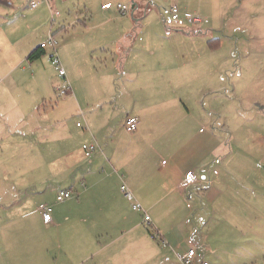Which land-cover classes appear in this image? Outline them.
<instances>
[{"label": "crops", "instance_id": "0c3cea01", "mask_svg": "<svg viewBox=\"0 0 264 264\" xmlns=\"http://www.w3.org/2000/svg\"><path fill=\"white\" fill-rule=\"evenodd\" d=\"M126 1L118 2L128 6ZM134 1L135 12L149 3ZM202 1L205 6L209 3L208 9L212 7L210 0L174 2L186 6ZM113 2L100 0L98 14L85 10L90 21L95 14L93 22L86 26L91 24L89 32L99 34L108 27L113 38L109 32L105 37L108 40H63L58 44L59 56L69 54V60L83 61L96 74L94 100L80 110L85 119V128H81L87 133L84 145L96 144L97 150L89 161L85 160L84 167L79 166L84 168L80 191L62 204L67 219L62 220L56 208L52 222L45 224L41 218V224L48 230L63 228L64 243H74L64 257L75 260L67 264H181L179 256L193 249L190 240L194 238L195 221L189 219L195 217L203 223L217 220L227 227L219 236L225 241L230 238L235 245L233 258L242 256L244 264L260 262L251 249H264V149L241 137L234 144L233 135H217L212 128L214 124L218 126L217 101L213 99L208 107L205 105L207 95L225 87L221 72L225 61L217 54L225 42L206 40L207 51L200 52L202 40H122L126 35L120 36L113 29L128 20L121 18ZM150 2L159 8L162 4L161 0ZM106 4L112 7L106 9ZM149 9L148 4L146 11ZM98 15L102 19L96 24ZM197 31L202 34L201 29ZM30 46L26 60L41 47L38 40ZM48 51L51 58L54 51ZM45 57L32 64V68L36 65L35 77L40 76L44 83L48 78L45 65H50L45 63ZM63 63L71 86L67 94L70 97L75 92L71 78L74 68L64 60ZM22 65L13 62L6 69L0 65V190H6L9 182L16 185L18 179L6 174L22 167L23 138L39 130L35 120L41 105L33 103L31 92L43 89H21L18 72L27 70ZM130 116L139 119L135 133L125 129ZM218 118L223 119V115ZM9 134L19 136V140L11 141L14 144L3 157L13 137ZM189 171L194 172L197 183L183 188ZM123 186L134 194L143 211L134 210ZM190 203L195 205V211ZM77 209L79 215L75 216ZM144 212L150 224L144 222ZM207 239L205 243L213 250L209 254L217 258L219 246H212ZM197 248L200 253L204 250L199 259L202 261L208 250L201 245ZM242 248L249 250H245V256L238 255Z\"/></svg>", "mask_w": 264, "mask_h": 264}, {"label": "rangeland", "instance_id": "374dc122", "mask_svg": "<svg viewBox=\"0 0 264 264\" xmlns=\"http://www.w3.org/2000/svg\"><path fill=\"white\" fill-rule=\"evenodd\" d=\"M47 1L48 3L46 0H12V6L0 5L1 68L6 69L13 62L16 65L23 64L22 67L27 70L18 72L21 76V89L26 92L37 86L43 89L39 93L31 92L33 103L41 105L40 116L35 120L39 130L23 138L22 167L6 174V177L13 174L18 181L16 185L9 182L6 190H0V264H55L57 261L67 264L75 260L64 257L65 254L69 255L74 243H64L63 228L48 230L41 224L39 206L48 204L53 212L58 208L62 213V220H66L62 204L68 200L57 202V194L59 190H72L74 193L80 191L84 168L79 169V166L84 167L85 160L89 161L83 150V137L87 133H84L85 119L80 109L81 106L86 109L94 100L92 88L95 86L96 74L86 68L83 61L69 60V54L64 56L62 53V57L58 55L63 67V60L65 64L73 66L71 78L75 85L74 95L60 97L57 89L63 86L64 80L49 61L50 48H47L45 57V63L50 64L45 65L48 75L46 83L40 76L35 77L36 65L32 68V64L26 60L27 56H24L29 47H32V42L38 40L40 46L51 33L58 44L63 40H71L73 43L76 42L74 40H108L106 35L111 32L110 36L113 38V34L112 30L106 29L108 27L99 34L89 32L91 24L86 27L93 22L95 14L90 21V15L85 10L98 14L100 0ZM110 1H114L116 9L119 0ZM147 1L149 3L146 6L135 12V1L127 0L128 21L119 28L114 25V33L116 31L120 36L126 35L122 40H202L200 52L207 51L206 40L225 42L222 50L217 52L218 55L221 54L222 61H225L221 69L225 87L215 94L207 95L205 101L206 107L211 100L217 101L215 122L218 126L214 124L212 128L216 129L215 133L220 137L223 134L228 137L233 135L234 144H238V137H241L246 143L264 149V0H210V9L209 3L205 6L203 1L185 6L174 2L176 0H161L160 8L150 0ZM32 2L39 3V7L32 10ZM148 4L150 9L147 12ZM174 5L207 23L190 25L182 12L179 22H165L169 20L170 10ZM121 18L125 17L121 15ZM97 19L96 24L102 16L98 15ZM136 19L140 21L136 22ZM197 29H201L202 34ZM219 115H223V119H219ZM9 137L12 139L3 150V157L14 144L11 141L19 140V136L16 137L15 134H9ZM262 160L264 161V157ZM190 204L195 211V205ZM74 214L79 215L78 209ZM189 220L195 221L194 238L190 240L192 247L196 249L197 245H201L208 250L206 257L202 261L196 259L195 264H244L242 256L233 258L235 245L230 243V238L226 241L224 238L220 239L219 234L223 233L226 226H221L217 220H206L205 223L199 222L200 218L196 217ZM176 223L178 221L172 222ZM206 239L209 244L212 242V246H219L217 258L209 254L213 250L205 243ZM61 246L62 251L59 250ZM245 250L249 251L242 248L238 255L245 256ZM251 251L261 259L255 264H264V249L254 247Z\"/></svg>", "mask_w": 264, "mask_h": 264}, {"label": "built area", "instance_id": "2783aa9c", "mask_svg": "<svg viewBox=\"0 0 264 264\" xmlns=\"http://www.w3.org/2000/svg\"><path fill=\"white\" fill-rule=\"evenodd\" d=\"M38 6H39V3L32 2L31 9H36L38 8ZM111 7H112L111 4H106L104 6V8L106 9H110ZM117 9L120 11L122 17H126L128 15V12H129L128 6L119 4L117 6ZM184 19L190 25H201V24L207 23L202 18L193 16L192 14H189V13H184ZM180 20H181V12L177 6H173L172 9L170 10L169 21L179 22ZM48 47L54 51V55L51 56L50 62L57 70L59 77L64 80L63 86L59 87L57 91L59 92L60 97H63L65 95L67 96V94L71 90V86L69 82L66 80V71L57 54L58 41L56 40L55 36L52 33L49 34L46 42L41 44V48L43 49H47ZM138 125H139V119L137 117L130 116L128 117L126 121L125 129L128 133H135L138 129ZM78 126L83 127V125L81 124H78ZM83 150L85 152V156L87 158H91L97 150V145L96 144L84 145ZM196 183H197L196 175L194 174V172L189 171L185 174L181 187L189 188L191 186H194ZM122 191L126 195L127 199L133 203L134 210L143 211L142 205L136 200L134 194L130 192L126 186L122 187ZM73 195L74 193L71 190H60L57 194L56 201L59 203H62L66 200L72 199ZM39 210L41 212L43 222L45 224H50L53 220L52 219L53 208L48 204H41L39 206ZM144 222L146 224H150V217L147 215L146 212H144ZM199 251L200 250L198 248L196 249L193 248V249L188 250L186 254L179 256L180 263L181 264H195L196 259H202L201 257H203L204 250L202 251V253H200Z\"/></svg>", "mask_w": 264, "mask_h": 264}, {"label": "trees", "instance_id": "16d2710c", "mask_svg": "<svg viewBox=\"0 0 264 264\" xmlns=\"http://www.w3.org/2000/svg\"><path fill=\"white\" fill-rule=\"evenodd\" d=\"M12 0H0V5L1 6H12ZM136 8V7H135ZM46 55V49H43L41 47L36 48L33 50L28 58L27 61L30 64H33L34 62H37L38 60L42 59ZM60 191V190H59ZM72 191V190H71ZM73 192V191H72ZM74 193V192H73ZM74 197V195H73Z\"/></svg>", "mask_w": 264, "mask_h": 264}, {"label": "water", "instance_id": "95a60500", "mask_svg": "<svg viewBox=\"0 0 264 264\" xmlns=\"http://www.w3.org/2000/svg\"><path fill=\"white\" fill-rule=\"evenodd\" d=\"M133 9H135V6H134V4H133Z\"/></svg>", "mask_w": 264, "mask_h": 264}]
</instances>
